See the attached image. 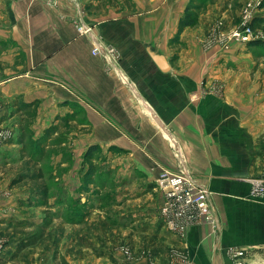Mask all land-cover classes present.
<instances>
[{
    "label": "crops",
    "instance_id": "crops-1",
    "mask_svg": "<svg viewBox=\"0 0 264 264\" xmlns=\"http://www.w3.org/2000/svg\"><path fill=\"white\" fill-rule=\"evenodd\" d=\"M76 1L83 14L73 0H57L54 6L45 0L4 1L0 38L27 53L25 73L4 87L31 94L46 72L48 99L77 106L78 111L69 105L63 110L79 112L81 145L99 146L117 176L140 178L121 195L129 210L142 212L136 223L119 227L93 217L79 238L110 242L108 264H216L230 248L264 243V235L253 237L255 230L264 231V196L250 199L246 181L264 173V118L246 113L247 92L230 89L223 74L205 73L202 55L184 58L180 52L176 60L169 58L168 41L178 20H166L174 18L175 0H133L134 7ZM187 2L182 0L181 11ZM80 13L92 36L116 50L114 67L92 55L90 37L77 33ZM148 49L165 56L169 72L158 69ZM162 171H185L208 191L216 231L200 224L179 237L160 223L164 195L156 182ZM116 241L130 246L129 262L112 261Z\"/></svg>",
    "mask_w": 264,
    "mask_h": 264
},
{
    "label": "rangeland",
    "instance_id": "rangeland-1",
    "mask_svg": "<svg viewBox=\"0 0 264 264\" xmlns=\"http://www.w3.org/2000/svg\"><path fill=\"white\" fill-rule=\"evenodd\" d=\"M4 1L16 0H1L0 11ZM45 1L54 6L57 0ZM258 1L259 6H256ZM262 1L211 0L200 11L197 27L187 28L184 30L187 32L178 38L181 44L174 37L169 39L166 54L171 60H176L180 55L184 58L202 55L206 58L204 72L223 74L228 79L230 89L236 93L247 92L244 99L246 113L264 118V32L250 29L246 35L253 18H264V8L260 9ZM112 2L122 7L133 0ZM73 3L78 5L81 12L82 5L76 0ZM180 3L182 0H175L174 18H167V23L177 21L178 12L182 15L180 7L183 5L179 7ZM131 5L134 7L133 3ZM5 21V18H0V28H3ZM254 41L263 42V46H250ZM26 56V52H16L14 44L0 38V264H59L61 257L66 262L71 261L69 264H108L111 260H108L105 251L110 247V242L97 238L98 242L89 244L79 235L86 221L93 217L104 219L109 224H118L119 227L136 223L142 212L129 210L130 204H122L121 195L129 194L133 189L132 184L140 178L122 176L126 179L121 180L124 178L117 176L118 169L107 166L110 156L97 146L101 153L94 155L92 165L106 175H102L99 181L98 193L90 185L88 192L82 188L83 173L91 164L90 161L84 163L83 156L90 146L84 147L79 141V112L71 114L63 110L67 105L72 110L77 106L68 101L48 99L46 72L39 77L42 82L36 84L38 87L29 89L31 94L12 92L4 87L6 81L8 83L9 79L26 69ZM25 103L35 104L33 112L22 109L21 105ZM51 127L57 128L56 134L44 141L42 149L31 144ZM38 171L43 174L48 192V213L36 206L38 187L21 183L12 186L13 181L20 177H34ZM84 213L89 216L81 224ZM47 215L51 223L43 237L34 245L17 252L22 239L35 232L30 225L40 224ZM253 234L254 238L260 239L264 231L257 229ZM243 248L246 256L242 264H264V243ZM116 251L112 261L127 263L133 258L130 246L121 241L113 244L111 253ZM216 264L232 263L227 256Z\"/></svg>",
    "mask_w": 264,
    "mask_h": 264
},
{
    "label": "built area",
    "instance_id": "built-area-1",
    "mask_svg": "<svg viewBox=\"0 0 264 264\" xmlns=\"http://www.w3.org/2000/svg\"><path fill=\"white\" fill-rule=\"evenodd\" d=\"M256 6H259V1ZM247 28L246 35L250 30ZM76 31L79 35L90 37L92 55L102 56L110 67L116 65L118 61L116 50L102 45L99 39L92 36L91 28L82 21L81 14H78L76 19ZM246 181L249 185V198L261 200L264 196V173ZM156 185L164 195V201L159 208L160 223L173 235L182 237L189 229L200 224L209 225L214 231L218 229L217 215L209 200V193L191 174L185 171L177 173L162 171ZM227 256L232 264H242L246 252L243 249L230 248Z\"/></svg>",
    "mask_w": 264,
    "mask_h": 264
},
{
    "label": "trees",
    "instance_id": "trees-1",
    "mask_svg": "<svg viewBox=\"0 0 264 264\" xmlns=\"http://www.w3.org/2000/svg\"><path fill=\"white\" fill-rule=\"evenodd\" d=\"M210 1L211 0H188L187 4L184 7L181 17L178 19L176 33L174 35V38L177 43L181 44V42L178 41V38L180 37V35L185 29L187 28L193 29L197 27L199 23V16L201 14L200 11L205 9L207 3ZM109 3L111 5L115 4L112 2V0H109ZM263 8H264V0L262 1L261 6H260V9H263ZM249 28L251 29V31L261 30L264 32V18H262L261 16H257L253 18L249 24ZM262 43L263 42L261 41H254V42H251L250 46H254V47L263 46ZM21 107L23 110H27V112L28 111L33 112L35 108V104L25 103V104H22ZM56 129H57L56 127H51V128L44 130L43 135L40 138H38L35 143L31 142V144H33L38 149H42L45 145L44 141L50 138V136H53L54 134H56ZM99 153H101V151L95 145L90 146L84 153L83 162L87 163L88 161H90L91 163L88 165L87 171L83 173V176H82L81 184H82V188L86 192H88V186L90 185L95 188L93 191L98 193L99 181L101 180L102 175L103 177L104 175H106L105 173H100L97 170V167H93L92 165L93 164L92 160L94 158V155L99 154ZM20 183L21 184H31L39 188V191L37 192V195H36L37 196L36 206L43 208L48 213V192H47L46 185L43 182V174L38 171V173H36V176L34 177H31V178L20 177L19 179L12 182V186L15 184H20ZM88 216H89L88 213H84L83 214L84 218L80 219V223L81 224L84 223L85 220L88 218ZM50 223H51V218L49 215H47L46 217H44L43 221L40 224L30 225V229L34 230L35 232L28 237H24L20 243L19 248L16 251L18 252L29 246L34 245L40 238L43 237L45 229L50 225ZM59 260H60L59 264H68L66 260L62 257Z\"/></svg>",
    "mask_w": 264,
    "mask_h": 264
},
{
    "label": "water",
    "instance_id": "water-1",
    "mask_svg": "<svg viewBox=\"0 0 264 264\" xmlns=\"http://www.w3.org/2000/svg\"><path fill=\"white\" fill-rule=\"evenodd\" d=\"M147 53L161 72L163 73L169 72L170 67L164 55L154 54L149 49L147 50Z\"/></svg>",
    "mask_w": 264,
    "mask_h": 264
}]
</instances>
